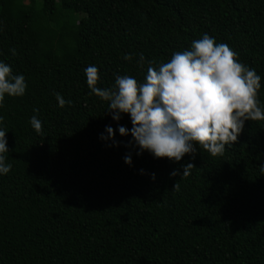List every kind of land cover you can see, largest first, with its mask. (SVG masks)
Listing matches in <instances>:
<instances>
[{
  "label": "trees",
  "instance_id": "trees-1",
  "mask_svg": "<svg viewBox=\"0 0 264 264\" xmlns=\"http://www.w3.org/2000/svg\"><path fill=\"white\" fill-rule=\"evenodd\" d=\"M204 34L261 77L264 107V0H0V61L27 83L0 107L12 165L0 264H264V121H246L223 156L197 144L195 159H157L137 154L130 116L115 121L87 85L90 65L101 88L143 82L147 61L158 68ZM108 126L115 143L101 139Z\"/></svg>",
  "mask_w": 264,
  "mask_h": 264
},
{
  "label": "clouds",
  "instance_id": "clouds-1",
  "mask_svg": "<svg viewBox=\"0 0 264 264\" xmlns=\"http://www.w3.org/2000/svg\"><path fill=\"white\" fill-rule=\"evenodd\" d=\"M16 54L15 49L12 50ZM124 60L131 61L126 54ZM145 58L140 55L137 67L144 68ZM147 74L143 82L130 75H116L110 88L98 87L99 69L90 65L85 69L91 93L108 103V112L119 122L122 114L131 118V144L142 154L149 152L157 159L167 158L180 162L188 155L195 159L199 145L211 156H223L226 146L238 142L246 121H264V107L258 92L261 77L239 61L238 55L227 44H217L215 39L204 34L194 40L190 50L175 52L168 62L154 67L155 61H147ZM27 83L23 75H14L12 68L0 61V107L5 95L23 97ZM61 108L66 101L59 93L54 94ZM36 111V110H34ZM3 118L0 117V125ZM31 125L42 134V123L36 116ZM107 136L101 139L115 143V130L108 126ZM121 136H128L129 129L119 126ZM6 131L0 128V174L7 175L12 165L7 162ZM125 163L131 165L130 155ZM181 179L190 175L192 163L183 165ZM264 172V165L260 168ZM181 175L177 171L172 177ZM153 179L155 175L153 174ZM176 182L174 190L179 191Z\"/></svg>",
  "mask_w": 264,
  "mask_h": 264
}]
</instances>
